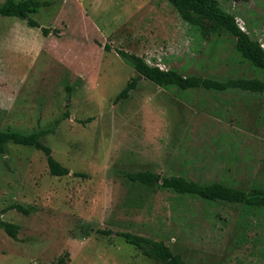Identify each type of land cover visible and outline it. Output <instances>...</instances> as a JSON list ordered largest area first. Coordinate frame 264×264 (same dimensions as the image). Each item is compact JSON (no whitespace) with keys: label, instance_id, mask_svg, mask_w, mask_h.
Listing matches in <instances>:
<instances>
[{"label":"rangeland","instance_id":"1","mask_svg":"<svg viewBox=\"0 0 264 264\" xmlns=\"http://www.w3.org/2000/svg\"><path fill=\"white\" fill-rule=\"evenodd\" d=\"M39 1L47 4L30 16L50 29L47 36L0 15V130L28 133L60 118L43 141L70 172L51 175L40 150L6 144L0 218L19 229L14 239L0 228V264H51L66 253V264H162L117 231L162 240L186 264H264V207L178 195L127 177L150 170L243 190L264 186L263 95L161 87L115 51L185 75L260 77L235 38H203L167 0ZM219 1L264 41V0ZM135 77L127 98L115 101Z\"/></svg>","mask_w":264,"mask_h":264},{"label":"trees","instance_id":"2","mask_svg":"<svg viewBox=\"0 0 264 264\" xmlns=\"http://www.w3.org/2000/svg\"><path fill=\"white\" fill-rule=\"evenodd\" d=\"M181 19L188 25L195 27L203 38L220 36L228 33L235 38V50L242 58L253 67L261 71L260 77H229L214 78L195 74L185 75L174 68L163 69L157 64H149L142 56L127 52L123 49L115 50L116 53L128 63L136 72L137 76L151 81L161 87L175 86L179 89H204L225 92L228 90H242L256 92L264 96V49L257 39L252 38L247 31L239 28L236 18L240 16L223 9L219 0H167ZM246 2L248 0H226ZM47 2L39 0H5L0 2V15L16 17L26 21L30 27L40 28L41 33L47 36L49 28L41 26L30 14L37 12ZM243 20V19H242ZM244 22V21H243ZM244 25L246 23L244 22ZM246 27V26H245ZM104 49L111 47L105 44ZM136 77L126 83L123 89L115 96V101L127 98L129 92L135 88ZM68 113H64L67 117ZM60 118L56 119L50 127L40 128L32 132H22L16 129L0 130V153L5 152L6 144L11 142L22 146L34 147L40 150L46 158L49 173L54 176L67 175L70 171L61 165L52 155L51 148L44 143L43 137L52 133ZM75 175H80L75 173ZM128 179L138 182L146 187H159L170 190L178 195H191L207 201H226L230 203H241L249 208L264 207V186L251 185L249 189L243 190L222 182L200 183L182 175H170L159 178L150 170L129 172ZM9 208L28 213V209L21 204H11ZM0 228L10 237L16 239L19 226L4 221L0 218ZM99 233L108 235L111 230H98ZM124 239L126 243L135 246L145 257L162 264H186L184 257L174 251L162 240H154L150 237L132 232L115 233ZM68 254L60 256L51 264H66Z\"/></svg>","mask_w":264,"mask_h":264},{"label":"built area","instance_id":"3","mask_svg":"<svg viewBox=\"0 0 264 264\" xmlns=\"http://www.w3.org/2000/svg\"><path fill=\"white\" fill-rule=\"evenodd\" d=\"M236 21H237V24H238L239 28H240L241 30H243V31H246V28H245L244 22H242V21L240 20V18H238V17L236 18ZM258 41H259V43H260V46L264 49V43L261 41V39H259Z\"/></svg>","mask_w":264,"mask_h":264},{"label":"crops","instance_id":"4","mask_svg":"<svg viewBox=\"0 0 264 264\" xmlns=\"http://www.w3.org/2000/svg\"><path fill=\"white\" fill-rule=\"evenodd\" d=\"M263 42H264V41H263ZM260 238L264 239V233H262V236H261Z\"/></svg>","mask_w":264,"mask_h":264}]
</instances>
